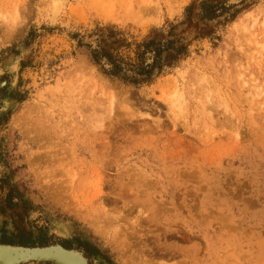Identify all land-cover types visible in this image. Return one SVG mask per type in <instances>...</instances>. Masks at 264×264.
I'll return each instance as SVG.
<instances>
[{
  "label": "rangeland",
  "instance_id": "rangeland-1",
  "mask_svg": "<svg viewBox=\"0 0 264 264\" xmlns=\"http://www.w3.org/2000/svg\"><path fill=\"white\" fill-rule=\"evenodd\" d=\"M200 1L0 0V233L32 231L0 243L264 264V0ZM170 29L185 54L138 86L90 53L133 64Z\"/></svg>",
  "mask_w": 264,
  "mask_h": 264
},
{
  "label": "trees",
  "instance_id": "trees-1",
  "mask_svg": "<svg viewBox=\"0 0 264 264\" xmlns=\"http://www.w3.org/2000/svg\"><path fill=\"white\" fill-rule=\"evenodd\" d=\"M198 8L197 19L204 21L217 18L229 9L219 1L207 0L200 1ZM234 16L235 13H232L230 18H234ZM171 29L164 39L150 37L144 40L139 45L137 61L133 64H125L116 59L106 46L91 49L90 53L97 64H100L102 57L107 58L110 65L104 69L106 74L115 77L122 83L138 86L150 80L154 74H159L164 66H171L185 54L187 42L182 36L173 35Z\"/></svg>",
  "mask_w": 264,
  "mask_h": 264
},
{
  "label": "water",
  "instance_id": "water-1",
  "mask_svg": "<svg viewBox=\"0 0 264 264\" xmlns=\"http://www.w3.org/2000/svg\"><path fill=\"white\" fill-rule=\"evenodd\" d=\"M18 68H19L18 60H15V63H13V64H8V65H5V66L0 68V76L2 74H4V73H7V74L11 75V83H10L9 87L7 88V92H9V90L14 85V82L16 81V73H17ZM4 83L5 82H1L0 86L4 85ZM57 234H62L63 235V233H60V232H58ZM0 244L18 246V247H21V248H28L30 250H49L53 246H55V247H58V248H60V249H62L64 251H68V252L75 251L79 255V257H80V259L82 261V264H90L88 258L84 255L82 250H80L78 248H66V247L60 245L59 243H52V244L41 245V246H24V245L8 244V243H0ZM40 263L41 264H45V263H50V264H69L68 261L66 262L65 258L54 257L53 255H50L49 252H48V255H34V256H30V257L26 258L23 261H19L17 264H40Z\"/></svg>",
  "mask_w": 264,
  "mask_h": 264
},
{
  "label": "bare ground",
  "instance_id": "bare-ground-1",
  "mask_svg": "<svg viewBox=\"0 0 264 264\" xmlns=\"http://www.w3.org/2000/svg\"><path fill=\"white\" fill-rule=\"evenodd\" d=\"M179 98H177V100ZM170 101L172 102L175 100ZM48 252L54 257L65 258L66 262L68 261L69 264H82L79 255L75 251L68 252L55 246H53L49 250H30L28 248H21L18 246L11 245H0V264H17L19 261H23L30 256L48 255Z\"/></svg>",
  "mask_w": 264,
  "mask_h": 264
},
{
  "label": "flooded vegetation",
  "instance_id": "flooded-vegetation-1",
  "mask_svg": "<svg viewBox=\"0 0 264 264\" xmlns=\"http://www.w3.org/2000/svg\"><path fill=\"white\" fill-rule=\"evenodd\" d=\"M38 228H37L36 240L39 241V239L42 237L41 234L43 233V229H42L41 226L38 227ZM14 234H16V236H19V237L23 238L26 234H28V235L32 234V231L30 229H29V231H24V230L20 229L18 231H14L13 233H10L9 234V233L6 232V230H2V233H0V242H4L1 238H6V237L7 238H11ZM62 241H60V242H53V243H59L60 245H62V246L65 247V244ZM22 244H25V245L28 244L29 245V243H22ZM37 245H41V244H37ZM81 248L84 250V252H85L84 254L88 258L90 264H92L91 261H90V259H89L90 255L88 254L87 250L84 247H81ZM47 264H49V263H47Z\"/></svg>",
  "mask_w": 264,
  "mask_h": 264
}]
</instances>
